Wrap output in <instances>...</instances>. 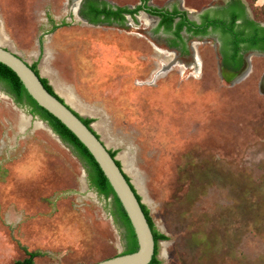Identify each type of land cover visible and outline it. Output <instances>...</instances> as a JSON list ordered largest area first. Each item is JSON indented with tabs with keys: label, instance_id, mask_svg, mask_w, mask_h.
<instances>
[{
	"label": "rangeland",
	"instance_id": "1",
	"mask_svg": "<svg viewBox=\"0 0 264 264\" xmlns=\"http://www.w3.org/2000/svg\"><path fill=\"white\" fill-rule=\"evenodd\" d=\"M246 1L264 23V0ZM187 2L200 10L210 0ZM65 5L0 0V44L38 63L54 89L95 120L169 237L158 259L264 264V58L231 84L214 47L201 44L199 76L181 60L160 74L172 56L151 18L90 26L66 17ZM24 248L43 254L35 264H95L125 252L127 241L73 149L0 82V264L24 259Z\"/></svg>",
	"mask_w": 264,
	"mask_h": 264
},
{
	"label": "flooded vegetation",
	"instance_id": "2",
	"mask_svg": "<svg viewBox=\"0 0 264 264\" xmlns=\"http://www.w3.org/2000/svg\"><path fill=\"white\" fill-rule=\"evenodd\" d=\"M64 11L69 19L90 26L127 27L131 20L138 21L144 16L151 18L155 21L152 32L165 37L167 50L172 56L160 74L181 60L199 76L203 64L199 55L201 44L214 47L219 73L231 84L246 80L253 74L254 57L264 58V51L253 46L255 39L260 40V44L263 42L264 31L261 29H264V23L256 20L246 0H210L200 10L189 7L187 0H170L164 6L154 4L153 0H138L135 6H119L110 0H66ZM96 11H111L117 15L110 16V21H107L106 14L98 15ZM50 15L45 13V16ZM98 17L104 22L95 23L93 20ZM49 19L52 20L51 17ZM263 79L264 71L258 81L259 92L264 96ZM82 119L90 118L83 116ZM93 123L90 125L94 129ZM97 136L101 138L98 133Z\"/></svg>",
	"mask_w": 264,
	"mask_h": 264
},
{
	"label": "water",
	"instance_id": "3",
	"mask_svg": "<svg viewBox=\"0 0 264 264\" xmlns=\"http://www.w3.org/2000/svg\"><path fill=\"white\" fill-rule=\"evenodd\" d=\"M0 63L18 76L28 94L40 107L58 119L88 149L130 219L138 240V250L131 254H120L95 264H151L156 252V242L142 208V204L145 205V202L143 199L141 202L139 201L137 195L141 196V194L123 165L121 168L118 166L117 161H120L118 156L111 155V149L103 139L98 138L91 125L87 126L82 121L83 116L78 114L63 96L55 89L56 96L46 89L41 81L45 77L41 73L37 75L31 68L32 65L21 55L0 44ZM125 175L131 179L130 182Z\"/></svg>",
	"mask_w": 264,
	"mask_h": 264
},
{
	"label": "trees",
	"instance_id": "4",
	"mask_svg": "<svg viewBox=\"0 0 264 264\" xmlns=\"http://www.w3.org/2000/svg\"><path fill=\"white\" fill-rule=\"evenodd\" d=\"M97 14H106L107 21H110V16H116L117 13L114 12H106V11H96ZM124 19V18H123ZM95 23L104 22V20L99 19V17L93 20ZM264 31V29H261ZM263 42L260 44V40L255 39L253 41V46H258L260 49L264 51V37H261ZM259 42V44H258ZM31 68L35 71L37 75L40 74V70L38 68V63H34ZM42 83L46 87V89L53 95L56 96L53 87L49 85V81L45 78L41 79ZM0 82L3 83L10 94L15 98L16 103L19 106H25L29 109V113L33 116H37L41 118V120L48 123L53 132L66 144H68L76 156L84 163L88 182L91 189H93L100 198H102L107 205V209L109 211L110 216L114 219V222L119 224L125 230V237L127 241V249L122 254H131L138 250V240L133 229V226L130 222V219L124 210L120 200L116 196L112 186L110 185L108 179L105 177L101 168L88 151V149L78 140V138L68 129L66 128L58 119H56L53 115L47 112L45 109L40 107L37 102L28 94L26 89L24 88L22 82L18 78V76L8 67L0 63ZM63 102V100L61 99ZM82 121L90 126L93 123L94 119H82ZM98 138H100L98 136ZM113 157H116L117 151H110ZM118 166L121 168V161H117ZM127 180L130 182V178L125 175ZM133 190L136 192L134 187ZM139 201H142V197L137 195ZM142 208L144 213L148 219V222L151 226V229L154 234L155 242H156V252L155 256L151 262V264H162V261L158 259L160 254V243L164 241H168L169 237L165 234L161 233L154 222L153 217L151 216L150 209L142 204ZM26 257L22 260L16 261L14 264H35L37 258H40L43 254L38 251H28L25 249Z\"/></svg>",
	"mask_w": 264,
	"mask_h": 264
},
{
	"label": "bare ground",
	"instance_id": "5",
	"mask_svg": "<svg viewBox=\"0 0 264 264\" xmlns=\"http://www.w3.org/2000/svg\"><path fill=\"white\" fill-rule=\"evenodd\" d=\"M23 118V117H22ZM28 125V120H26V119H22L21 120V126L22 127H26ZM39 125H41L40 123H39Z\"/></svg>",
	"mask_w": 264,
	"mask_h": 264
},
{
	"label": "crops",
	"instance_id": "6",
	"mask_svg": "<svg viewBox=\"0 0 264 264\" xmlns=\"http://www.w3.org/2000/svg\"><path fill=\"white\" fill-rule=\"evenodd\" d=\"M67 101H68L71 105H73V100H72V99L67 98Z\"/></svg>",
	"mask_w": 264,
	"mask_h": 264
}]
</instances>
